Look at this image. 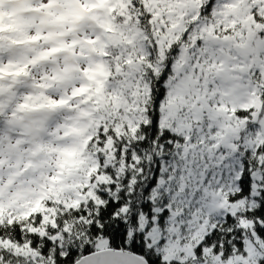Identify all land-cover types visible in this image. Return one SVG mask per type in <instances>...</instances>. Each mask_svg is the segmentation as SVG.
Segmentation results:
<instances>
[{
    "label": "snow or ice",
    "instance_id": "snow-or-ice-1",
    "mask_svg": "<svg viewBox=\"0 0 264 264\" xmlns=\"http://www.w3.org/2000/svg\"><path fill=\"white\" fill-rule=\"evenodd\" d=\"M20 2L0 264H264V0Z\"/></svg>",
    "mask_w": 264,
    "mask_h": 264
},
{
    "label": "rangeland",
    "instance_id": "rangeland-1",
    "mask_svg": "<svg viewBox=\"0 0 264 264\" xmlns=\"http://www.w3.org/2000/svg\"><path fill=\"white\" fill-rule=\"evenodd\" d=\"M6 7L9 11L0 14V21H3V25L6 29L11 27L13 33L24 31L31 26V19L27 14L26 9L28 5L20 2V0H12V2Z\"/></svg>",
    "mask_w": 264,
    "mask_h": 264
}]
</instances>
